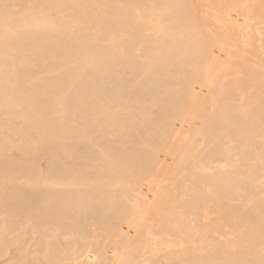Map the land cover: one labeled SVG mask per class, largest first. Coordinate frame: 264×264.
I'll use <instances>...</instances> for the list:
<instances>
[{
	"label": "bare ground",
	"instance_id": "6f19581e",
	"mask_svg": "<svg viewBox=\"0 0 264 264\" xmlns=\"http://www.w3.org/2000/svg\"><path fill=\"white\" fill-rule=\"evenodd\" d=\"M0 261L264 264V0H0Z\"/></svg>",
	"mask_w": 264,
	"mask_h": 264
},
{
	"label": "rangeland",
	"instance_id": "374dc122",
	"mask_svg": "<svg viewBox=\"0 0 264 264\" xmlns=\"http://www.w3.org/2000/svg\"><path fill=\"white\" fill-rule=\"evenodd\" d=\"M214 52L216 53V54L214 53L215 57L217 56V58L219 59V55L221 56V55H222V54H221L222 52L218 51V49H215ZM219 52H220V54H219ZM223 55H224V54H223ZM223 57H224V56H221L220 58H223ZM221 60H225V57H224L223 59H221ZM203 89H205V88H203ZM203 89H202V90L197 89L196 92H197V93L199 92V94H198L199 96H203V97H204V96H205V95H204L205 93H206V96L208 95V94H207V93H208V90H207V89L203 90ZM199 90H200L201 92H203V93H201ZM205 91H206V92H205ZM204 92H205V93H204ZM200 93H201L202 95H200ZM206 96H205V97H206ZM209 111H210V109H209ZM173 121H174V122H173L174 124H177V125H174L175 128L179 127V128L177 129V131H179L180 127H182V129H185V130H184V133L186 132L187 134H184V133L181 131V129H180V132H182V133L177 132V133L179 134V136H181V134H182V137H179L178 134H177V137H179L180 139H178V138L176 137V133H175V134L173 133V135H172L170 138H171V140H172V137L175 135V138H173V139L176 140L177 143H178L179 140H180L179 143L182 141L183 144H182V142H181L180 144H181V145H184V144H185L184 141H185V140L188 141V140L192 137V136H191V135H192V134H191V130L193 129V125L191 126V124H189L191 129L188 127L189 125H187V127H188L189 130H190V131H189L188 128L185 127L186 124H185L183 121H181L180 119L178 120V118H176V120L174 119ZM175 121H177V122H175ZM178 121L181 122V124L178 123ZM198 122L200 123V120H199V119L197 120V122L195 121V123H197V124H198ZM178 124H179V125H178ZM182 124H185V125H182ZM187 124H188V123H187ZM160 126H161V125H160ZM176 126H177V127H176ZM175 128H174V129H175ZM186 130H187V131H186ZM188 132H189V133H188ZM185 135H186V136L188 135L187 137H188L189 139H188ZM184 136H185V138H184ZM189 136H190V137H189ZM170 138L168 139V141L170 140ZM181 138H182L184 141H183ZM197 140H199V141H197ZM197 140L195 141V144L193 143V146H192L193 149L191 148V150H194V148L196 147L195 150H194V151H195V154H198V153H199V152H197L198 149H199V151H200V150H202L203 147H204V145H202V147H201V144H202V143L204 144L202 138H201V137H200V139L197 138ZM176 141L173 142V143H176ZM200 141H201V143H200ZM197 142H198V143H197ZM173 143H172V144H173ZM199 143H200V145H199ZM196 144H197V145H196ZM169 145H170V143H169ZM173 145H174V144H173ZM195 145H196V146H195ZM171 146H172V145H171ZM171 146H170V147H171ZM194 146H195V147H194ZM199 146H200L201 148H200ZM170 147H169V148H170ZM194 151H193V152H194ZM190 152H191V151H190ZM196 152H197V153H196ZM165 153H166V154H165ZM161 154H163V156H165V157L167 156V158L165 159ZM167 154H169V153H168V152H164V153H163L162 151H161V153H159V156H161V157H163V158L161 159V158L159 157L161 160H160V161L156 160V161L160 163V162L163 160V162L160 163L161 167H160L159 163L157 164V162H156V165H157V166H156V170L159 171V170H162V168H163V169H164V168H170V167L172 168V167L175 165V160H174L173 158H171V159H173V160H170L169 157H171V155H170V154L167 155ZM191 154L193 155L192 152H191ZM195 154H194V155H195ZM159 158H158V159H159ZM166 160H167V161H166ZM167 162H168V164H167ZM163 163H164L165 165H164ZM169 163H170V164H169ZM168 165H171V166L169 167ZM158 166H159V167H158ZM163 166H164V167H163ZM158 168H159V169H158ZM164 180H165V179H164ZM167 181H168V180H166V181L163 182V180H162L161 182H163V184L165 183V185H169L170 182L168 181V183H167ZM153 182H154V181H153ZM91 230L94 231V232L92 231V235H93V233H94V235H95V234L97 235V236H96V235H95V236L93 235V237L95 238L94 241H96V240L99 241V239H100V243L102 242V243H101L102 245H104L103 242H105V244L107 243L106 246L104 245V246H105L104 248L107 247L108 249H106V250H107V251H108V250L110 251V248H109V247L112 248V246L110 245V243H109V241H108V240H110L109 238L111 237L110 234H109V233L107 234V232H103V231L101 232V230H99V229H93V228H92ZM97 231H98L99 233H98ZM105 233H106L108 236H106ZM99 236H100V237H99ZM104 236H105V238H104ZM96 237H97V238H96ZM102 237H103V238H102ZM108 237H109V238H108ZM60 239H61V238H60ZM66 239H67V238H66ZM61 240H62V239H61ZM63 240H65V239L63 238ZM68 240H69V239H68ZM106 241H107V242H106ZM96 242H97V241H96ZM96 242H95V243H96ZM97 244L101 246V244H99V242H98ZM107 245H108V246H107ZM109 245H110V246H109ZM1 260H2V259H1ZM3 261H4V260H3ZM3 261H0V264H3Z\"/></svg>",
	"mask_w": 264,
	"mask_h": 264
}]
</instances>
